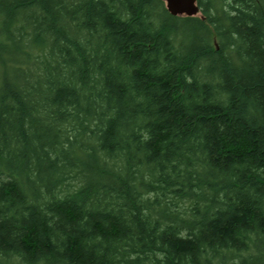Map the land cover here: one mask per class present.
<instances>
[{
	"label": "trees",
	"instance_id": "trees-1",
	"mask_svg": "<svg viewBox=\"0 0 264 264\" xmlns=\"http://www.w3.org/2000/svg\"><path fill=\"white\" fill-rule=\"evenodd\" d=\"M0 0V264H264V0Z\"/></svg>",
	"mask_w": 264,
	"mask_h": 264
},
{
	"label": "water",
	"instance_id": "water-1",
	"mask_svg": "<svg viewBox=\"0 0 264 264\" xmlns=\"http://www.w3.org/2000/svg\"><path fill=\"white\" fill-rule=\"evenodd\" d=\"M171 16L194 17L199 14L196 0H160Z\"/></svg>",
	"mask_w": 264,
	"mask_h": 264
},
{
	"label": "rangeland",
	"instance_id": "rangeland-1",
	"mask_svg": "<svg viewBox=\"0 0 264 264\" xmlns=\"http://www.w3.org/2000/svg\"><path fill=\"white\" fill-rule=\"evenodd\" d=\"M197 16H199V14Z\"/></svg>",
	"mask_w": 264,
	"mask_h": 264
}]
</instances>
